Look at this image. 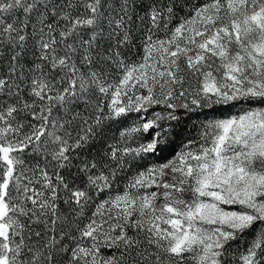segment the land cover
<instances>
[{"label":"snow or ice","instance_id":"obj_1","mask_svg":"<svg viewBox=\"0 0 264 264\" xmlns=\"http://www.w3.org/2000/svg\"><path fill=\"white\" fill-rule=\"evenodd\" d=\"M0 264H264V0H0Z\"/></svg>","mask_w":264,"mask_h":264},{"label":"trees","instance_id":"obj_2","mask_svg":"<svg viewBox=\"0 0 264 264\" xmlns=\"http://www.w3.org/2000/svg\"><path fill=\"white\" fill-rule=\"evenodd\" d=\"M232 111L235 112L236 110L233 109ZM223 114L226 115L227 113H223ZM203 119L204 116L200 115L199 119L185 120L184 123H182L180 127L177 128L175 142L171 145L169 149L165 151L164 155H169L170 153L173 152V150L178 151L182 146V143L188 138H190L191 133L195 131L193 125L199 124L200 121Z\"/></svg>","mask_w":264,"mask_h":264}]
</instances>
